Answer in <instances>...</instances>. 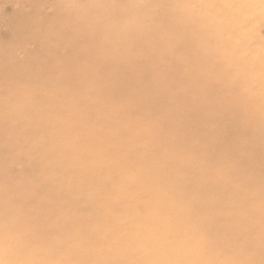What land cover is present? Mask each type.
Returning a JSON list of instances; mask_svg holds the SVG:
<instances>
[{
	"label": "bare ground",
	"instance_id": "1",
	"mask_svg": "<svg viewBox=\"0 0 264 264\" xmlns=\"http://www.w3.org/2000/svg\"><path fill=\"white\" fill-rule=\"evenodd\" d=\"M54 1L64 10L63 20L56 18L59 28L65 23L77 32L47 34L45 41L28 34L39 44L40 60H48L22 69L41 76L46 87L50 75L39 73L56 71L51 81L80 88L84 77L62 69L77 76L102 66L87 79L103 77L107 88L97 95L83 86V96L92 100L79 108L61 93H43L29 102L40 110L26 114L8 113L12 102L0 99L2 128L23 129L5 141L21 146L11 154L34 184L21 182L20 197L0 193V233L29 242L0 237V264H264V84L254 83L264 81V47L254 46L263 43L264 0ZM218 45L224 53L216 62ZM58 48H66L64 54ZM220 68L237 73L225 77ZM33 85H13L9 96L18 94L25 104L40 88ZM228 86L240 93L241 105L215 94L210 100L219 105L209 101L204 109L222 117L184 120L175 141L165 144L153 141L163 135L153 125L144 131L99 109L106 95L118 100L109 109L133 100L141 110L154 109L150 101L169 99L184 87ZM185 99L176 95L169 102ZM66 107L71 117L63 115ZM79 120L87 124L66 125ZM207 122L220 129L205 139L219 147L208 159L214 166L206 165L207 143L200 134ZM137 130L148 135L137 138ZM216 166L232 177L216 174ZM18 179L12 182L18 185ZM21 203L32 205L17 209L15 220L6 206L17 211ZM35 253L44 259H33Z\"/></svg>",
	"mask_w": 264,
	"mask_h": 264
},
{
	"label": "rangeland",
	"instance_id": "2",
	"mask_svg": "<svg viewBox=\"0 0 264 264\" xmlns=\"http://www.w3.org/2000/svg\"><path fill=\"white\" fill-rule=\"evenodd\" d=\"M117 4H123L124 0H113ZM126 1V0H125ZM67 3V2H66ZM25 8H23L24 5H28ZM0 5H3L5 7L0 8V85L4 83L2 80L6 81L8 84L6 85H1L2 89H0V99L3 100H10L13 106H8L5 109L8 110V113L11 111L14 114H26L29 112H34L35 110H40L41 107L33 106L30 105V101L37 99L39 95H42L43 93L47 94V98L49 96H57L59 93H61V99H67L69 101H73L74 107H78L83 105L84 101H91V97H85L83 96V86L90 89L92 92L96 93L97 95H101L100 93L103 92L107 88V82L105 78L100 77L99 79H94V78H89L90 80L87 79L88 74H93L94 71L97 69L101 68L102 66H96L92 67L90 70H80L77 71L75 76L73 73H71L70 70L68 69H62L68 71V75L70 77H75L83 78V82H81L80 88H78L74 84H69L67 82L63 83V81H51L53 77L52 75L56 74L55 72H47V73H39V74H47L48 77L47 82L49 87H46L42 82L41 76L39 77H34L30 74V72L27 71V69H22L23 67H27V65L32 64V61L34 62V66H43L44 62H47L48 57L45 56L43 59L40 60L39 58V50L37 49L36 42H34L28 34H32L33 38H36L39 41H45L48 40L47 34H50L53 38H55L53 35L61 32H67L68 30L66 29V26L64 25L65 23H61V27L59 28V25L56 22V18L60 19L61 21V14H64L63 9H59V5L57 4V1L53 0H0ZM35 5V6H31ZM67 6H65L64 9H67ZM100 7L98 9H101ZM69 10V8H68ZM17 12V13H16ZM264 14V9L261 12ZM63 16V15H62ZM60 17V18H59ZM54 19V20H53ZM59 20V22H61ZM33 24H36L37 26H33ZM51 26L49 27L48 26ZM38 25H41L43 28L38 27ZM58 25V27H57ZM57 27V28H56ZM42 29H50V33L44 32L41 33L40 30ZM264 29V27L262 28ZM58 31V32H57ZM71 36L74 35L77 31L73 29ZM95 33H98V31H95ZM27 36V38H26ZM264 36V33H263ZM263 38V43L261 45L255 44L254 46L256 47H264V37ZM69 38V37H68ZM65 42V41H64ZM61 44V43H60ZM34 46V48L29 51L30 46ZM59 45V44H58ZM64 45L65 47H68L66 44H61ZM127 45H133L127 43ZM32 46V47H33ZM219 46V45H218ZM31 48V47H30ZM220 49L217 50L215 57L216 62L221 59L222 54L224 53L221 46H219ZM62 54H64L66 48H58ZM59 53L57 52L56 55ZM28 55V56H27ZM213 57V55H211ZM40 61V62H39ZM10 62V63H9ZM16 63L21 66V68L16 67ZM259 65L264 66V63H259ZM64 72V71H61ZM220 74L225 75V77H231L232 75H236L237 71L232 69H222L220 68ZM65 73V72H64ZM264 76V72L262 73ZM58 75V74H57ZM59 79L63 80V77L60 76ZM191 80V79H189ZM41 82V83H40ZM257 85L264 84V81H255L254 82ZM37 86L36 92H32L31 96H26L24 98L25 104H22L19 102L17 99H19L20 96L16 94L15 96H9L10 95V90L8 89H13V85H18L22 87H28L29 85ZM31 86V87H33ZM230 88H225V89H220V88H215V89H190V88H182L181 91L177 92H171V95H173L171 98L167 99L166 95L161 96V98L152 100L150 103H153L152 105L154 106V109H151L147 106L143 108H148L149 112L145 109H141L137 106H135V101L131 100L130 103H120L121 105L115 107L112 106V109H109V103L110 102H116L118 101L117 98L114 95H106L105 100L106 103L103 105V107H99L101 109V112L107 111L110 112L111 114L115 115V117L124 119L127 123L130 125H134L138 123L139 127H144L145 131V125L150 124L155 127V132H158L159 136L156 139H153L154 142H161V143H166L170 140H174V136H178L180 133V130L186 125L189 124V121H191V117H196V116H204V117H211V118H220L222 117L221 115L217 113H206V109H204V105L207 104L209 101L215 105H219L218 102H213L210 99L214 100L215 94L219 97L220 94H222L224 97L229 99L232 97V99L235 100V103H238L239 105L242 104L244 101L243 98H241L240 93L236 92V89L233 86H228ZM30 88V87H29ZM215 90V91H214ZM219 95H218V94ZM181 96V97H186L184 102H169L174 98V96ZM103 96V95H102ZM236 97V98H234ZM46 98V99H47ZM225 99V98H224ZM68 101V102H69ZM162 101V102H161ZM197 101V102H196ZM17 102V104H16ZM199 104V106H197ZM27 104V106H26ZM228 107V106H227ZM12 108V109H10ZM58 108V107H56ZM231 108V107H229ZM63 112H65L63 115H66V117H69L71 114V107H66V109H61ZM195 111V112H194ZM100 112V114H101ZM192 112V115H191ZM178 115V117L176 116ZM188 115V116H187ZM1 116V114H0ZM71 117V116H70ZM190 117V118H189ZM186 120V124L184 122ZM193 120V119H192ZM87 123L85 120H79L78 124L75 125L74 122L69 121L66 123V125H74V126H80L83 127ZM110 124V123H109ZM115 126L117 129H119V124L114 123L111 124ZM175 125H179L178 127L180 128H171L174 127ZM208 127H202L201 130V135L205 137L203 139V142L207 143V149H206V154L205 157L207 159L206 165L209 163L210 166H214L216 164L215 161L209 162L213 156L219 154L218 151H216V148L218 149V145H210L209 142H207L205 139L206 137L211 138L212 134L211 133H219L220 129H212L210 127V124L207 122ZM1 120H0V193H7L11 196H18L20 197L21 192L20 190L22 189V186L20 185L26 182L27 187H33L34 184L27 179H25V174L17 170L18 164L17 160L12 156L13 151H17V148H21V146L18 144H9L8 142L5 141L8 136H12L17 133L20 130H23L20 127H17L15 125L8 124L6 128H2ZM167 126V127H166ZM136 127V126H133ZM130 127L127 130L133 128ZM126 130V131H127ZM48 132H45V135L48 136ZM136 137H141L148 135L147 133L143 132L142 130H137L135 132ZM145 137H143L140 142H145ZM149 139V138H148ZM236 139V138H235ZM175 141V140H174ZM258 141H260L258 139ZM137 145V143L135 142ZM233 146V145H231ZM237 146V145H235ZM179 148V147H178ZM32 149V148H30ZM30 149H28V152H30ZM212 150V151H211ZM211 152V153H210ZM210 160L208 161V159ZM216 174L219 171H223L222 175L223 176H230V173L225 171V168L221 170L218 166H216ZM24 174V177L22 176ZM232 177V176H230ZM19 178V179H18ZM18 181L20 180L18 185H15L12 181ZM28 179H33L32 174L28 176ZM39 180L42 182L43 179L41 177ZM22 182V183H21ZM20 187V188H19ZM28 189V188H25ZM172 197L174 195H171ZM30 205H26V203H21L18 204L17 206H14V208L17 210H20V208H28ZM6 209L10 212V214L14 217L15 220H19L20 218V211H11L10 206H6ZM4 211L6 213V210H1V212ZM2 216L0 215V220ZM2 235H7V236H2ZM0 237L6 242V243H16L18 242L19 244H28V241L25 240H19L17 241L16 238L13 235H8V234H1ZM33 259H44L40 257L37 253L31 254ZM3 257V255L0 254V258Z\"/></svg>",
	"mask_w": 264,
	"mask_h": 264
}]
</instances>
